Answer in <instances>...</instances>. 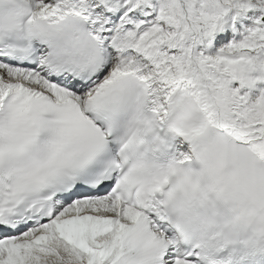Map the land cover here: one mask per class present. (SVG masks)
Segmentation results:
<instances>
[{"label": "snow or ice", "instance_id": "snow-or-ice-1", "mask_svg": "<svg viewBox=\"0 0 264 264\" xmlns=\"http://www.w3.org/2000/svg\"><path fill=\"white\" fill-rule=\"evenodd\" d=\"M0 264H264V0H0Z\"/></svg>", "mask_w": 264, "mask_h": 264}]
</instances>
